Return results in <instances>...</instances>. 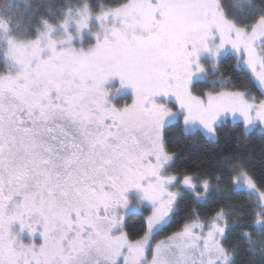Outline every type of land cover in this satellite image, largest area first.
Wrapping results in <instances>:
<instances>
[{"label": "snow or ice", "instance_id": "obj_1", "mask_svg": "<svg viewBox=\"0 0 264 264\" xmlns=\"http://www.w3.org/2000/svg\"><path fill=\"white\" fill-rule=\"evenodd\" d=\"M28 7L24 21L0 17V264H238L240 244L225 246L237 222L224 209L156 240L181 196L164 132L179 120L216 136L229 117L264 131V98L213 79L233 54L264 97V0ZM122 89L130 102H116ZM221 163L257 198L240 227L258 228V242L242 236L264 264V191L242 153ZM181 183L197 199L216 190L205 179L197 191L191 175ZM133 202L150 212L138 237L125 231ZM17 223L42 243L20 241Z\"/></svg>", "mask_w": 264, "mask_h": 264}, {"label": "trees", "instance_id": "obj_2", "mask_svg": "<svg viewBox=\"0 0 264 264\" xmlns=\"http://www.w3.org/2000/svg\"><path fill=\"white\" fill-rule=\"evenodd\" d=\"M68 0H43L42 3L51 5L53 11ZM77 3L78 0H70ZM92 5L94 11L99 6H116L125 0H85ZM234 3L242 0H232ZM259 4L260 0H254ZM31 15V11L29 12ZM227 80L231 78L236 88L243 90L245 87L257 99H261V93L249 80L246 72L241 71L237 66L235 55L226 53L218 65L213 76ZM201 91H209L207 82H200L198 85ZM125 99H130V96ZM120 103L122 100L119 101ZM166 148L169 153L175 155L169 172L179 177L191 175L195 180L203 184L208 180L216 190L199 202L193 192H186L178 201L177 209L171 214L167 226L156 236L164 238L169 234L178 231L186 220L193 218V213L199 215L203 222L209 221L217 211L224 209L229 213V225L233 221L237 223L226 234L228 241L226 247L233 243L240 244V253L237 257L238 264H262V258L257 252L253 256L247 250V242L242 232H250L254 241L259 240V231L253 229H242L241 224L251 222L253 207L257 203L255 196L249 197L248 190L237 188L235 184V173H229L221 163L225 157H234L237 152L243 154L248 164L249 173L253 176L258 188L264 191V131L259 128L246 131L239 121L226 118L217 129V135L208 137L201 132L187 133L182 128V122L169 124L164 132ZM199 177L200 179H196ZM220 179L217 180L216 178ZM199 190H202L200 187ZM146 215L131 214L125 228L130 236L138 237L145 229Z\"/></svg>", "mask_w": 264, "mask_h": 264}, {"label": "rangeland", "instance_id": "obj_3", "mask_svg": "<svg viewBox=\"0 0 264 264\" xmlns=\"http://www.w3.org/2000/svg\"><path fill=\"white\" fill-rule=\"evenodd\" d=\"M91 39V37H89L87 34H86V40H90ZM3 67H4V64H3V59H2V57H0V71H2L3 70ZM206 67H207V65H206ZM214 72H216L217 70H213ZM126 97H128L127 96V93H125V92H120V95H119V97H117V103H119V101L120 100H122V102L121 103H123L124 102V99L126 98ZM131 98H132V96H130V99H128V101L130 102L131 101ZM264 98V97H263ZM228 119H231V120H233L231 117H229ZM235 121V120H234ZM176 122H179V120H177V121H171L169 124H172V123H176ZM180 122H182V121H180ZM205 135V134H204ZM206 136H208V135H206ZM208 137H211V136H208ZM170 154H172V153H170ZM174 157H175V155H174ZM173 161V160H172ZM172 161L170 162V165H171V163H172ZM169 174H171L170 172H169ZM171 175H174V174H171ZM176 176V175H175ZM193 178H194V183H196L197 184V191H200L201 193H203V188H202V183H199L198 181H196L195 180V177L193 176ZM177 181H178V183H180V188H179V191L181 192V196L180 197H178V201H179V199L186 193V192H193L191 189H185L184 188V186L182 185V177H179V176H177ZM201 188L202 190H199L198 188ZM244 189H246L247 190V188H246V186L244 187ZM206 196H207V194H204V196H203V198H201V199H197L199 202H202L205 198H206ZM197 198V197H196ZM255 199L257 200V198L255 197ZM178 201H177V203H178ZM134 203V205L135 206H139L140 208H141V211L142 212H144L145 213V215H146V217L148 216V215H150V212L149 211H147L146 210V208H145V205H143V204H138V203H135V202H133ZM176 209H177V207H176ZM175 209V210H176ZM208 222V221H207ZM17 227H20V225L17 223V224H14L13 225V231H15V229L17 228ZM17 233H19V240L20 241H22V242H24V243H33V242H35L36 244H39V243H42V236L40 235V232L38 231L37 233H35V234H32V233H30V232H28V230H24V231H20V229L17 231ZM170 235V234H169ZM164 238H166V237H164ZM164 238H156V240H159V239H164Z\"/></svg>", "mask_w": 264, "mask_h": 264}, {"label": "flooded vegetation", "instance_id": "obj_4", "mask_svg": "<svg viewBox=\"0 0 264 264\" xmlns=\"http://www.w3.org/2000/svg\"><path fill=\"white\" fill-rule=\"evenodd\" d=\"M43 0H39V2H42ZM38 2V0H0V17L7 15H11L15 18H17L20 21H24L28 18L29 12L31 9L28 7L29 5H34ZM76 4V3H73ZM92 7V5L90 4ZM113 84H118V80L112 82ZM122 92L127 93V96H133V93L131 89H122ZM141 214L142 211L139 206H135L134 203L128 213L124 217V224L126 225V221L128 217L133 214ZM20 229V227H17L14 232H17ZM125 231L126 228H125ZM40 244V243H39Z\"/></svg>", "mask_w": 264, "mask_h": 264}]
</instances>
